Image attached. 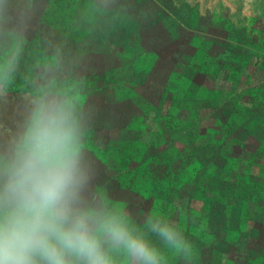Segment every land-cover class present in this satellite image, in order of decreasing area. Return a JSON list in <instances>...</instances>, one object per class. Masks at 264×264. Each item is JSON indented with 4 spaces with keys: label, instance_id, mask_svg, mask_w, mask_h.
<instances>
[{
    "label": "trees",
    "instance_id": "16d2710c",
    "mask_svg": "<svg viewBox=\"0 0 264 264\" xmlns=\"http://www.w3.org/2000/svg\"><path fill=\"white\" fill-rule=\"evenodd\" d=\"M94 3L37 0L31 40L34 56L51 39L92 64L111 62L97 77L82 72L89 103L107 117L97 135L109 163L97 183L133 214L160 208L180 217L197 264H264V115L254 110L264 96L259 37L173 0H115L103 15L92 13ZM141 27L156 31L160 44L141 45L130 32ZM253 79L260 84L250 83L246 99L240 86Z\"/></svg>",
    "mask_w": 264,
    "mask_h": 264
},
{
    "label": "clouds",
    "instance_id": "9594fccd",
    "mask_svg": "<svg viewBox=\"0 0 264 264\" xmlns=\"http://www.w3.org/2000/svg\"><path fill=\"white\" fill-rule=\"evenodd\" d=\"M38 22L37 0H0V264H197L180 217L133 214L97 183L107 117L78 53L49 39L32 54Z\"/></svg>",
    "mask_w": 264,
    "mask_h": 264
},
{
    "label": "rangeland",
    "instance_id": "374dc122",
    "mask_svg": "<svg viewBox=\"0 0 264 264\" xmlns=\"http://www.w3.org/2000/svg\"><path fill=\"white\" fill-rule=\"evenodd\" d=\"M176 4H189L198 8L199 12L205 16H212L217 19L219 17H223L227 20H230L236 27L244 28L247 33L256 35L259 37V48L262 49L261 52L264 56V0H173ZM96 23L95 21H93ZM131 34L137 40H141V45H148L151 41L156 39V31L149 32V30L145 27L141 28H132L130 29ZM166 33V30H159V33ZM161 42V41H160ZM150 44V45H151ZM159 42H155L151 45V47H156L159 45ZM120 55V53H119ZM111 62L99 60V62L92 64V58L86 59L83 57V61L80 65V71L83 73L91 74L90 77H97V72L106 65H109ZM87 73V74H88ZM96 73V74H95ZM260 84L259 80H245L240 86V90H243L245 94V98L251 95V86L250 83ZM263 83V82H262ZM261 83V84H262ZM264 85V84H263ZM224 94L221 95L220 100L223 101ZM262 100H259L261 103L257 104L254 108L257 114L264 115V96H261ZM251 98V97H250ZM252 99V98H251ZM219 100V101H220ZM173 108V111L181 110L180 106ZM217 120L215 117L208 118L209 125H215ZM207 125V121L205 123ZM182 203H186V199L189 197V193L187 189L179 195ZM257 204L254 205V208Z\"/></svg>",
    "mask_w": 264,
    "mask_h": 264
},
{
    "label": "water",
    "instance_id": "95a60500",
    "mask_svg": "<svg viewBox=\"0 0 264 264\" xmlns=\"http://www.w3.org/2000/svg\"><path fill=\"white\" fill-rule=\"evenodd\" d=\"M180 112L185 118H188L191 115V110L189 108H183Z\"/></svg>",
    "mask_w": 264,
    "mask_h": 264
},
{
    "label": "crops",
    "instance_id": "0c3cea01",
    "mask_svg": "<svg viewBox=\"0 0 264 264\" xmlns=\"http://www.w3.org/2000/svg\"><path fill=\"white\" fill-rule=\"evenodd\" d=\"M256 36V35H255Z\"/></svg>",
    "mask_w": 264,
    "mask_h": 264
}]
</instances>
